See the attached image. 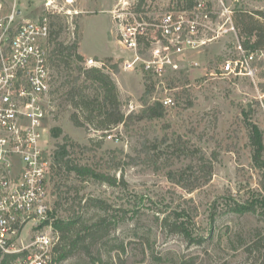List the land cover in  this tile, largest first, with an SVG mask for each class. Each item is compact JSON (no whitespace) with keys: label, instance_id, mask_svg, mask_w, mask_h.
<instances>
[{"label":"rangeland","instance_id":"rangeland-1","mask_svg":"<svg viewBox=\"0 0 264 264\" xmlns=\"http://www.w3.org/2000/svg\"><path fill=\"white\" fill-rule=\"evenodd\" d=\"M116 1L119 8L112 10L110 0H75L73 5L80 11L79 16L70 21L64 16L52 19L55 32L53 46L78 42V52L84 56V61L79 63L74 60L69 70L53 65L55 85L47 96L48 114L43 123L47 150L53 154L57 145L65 142L64 136H68L71 152L78 162L93 164L106 174L115 176L118 183L124 180L126 184V187L122 183L111 187L92 180L83 182L72 175L67 182L73 188L71 198L78 192L85 199L97 197L117 207L128 204L127 201L137 204L139 211L135 217L120 223L110 238L112 244L126 246L127 252L123 257L128 264H171L170 261L189 259H194L196 264H264V250L256 251L252 245L256 231L264 228V223L252 213H226V205L223 204L231 194L238 198L247 190L257 191L259 188L260 172L252 167L247 124H256L264 133V79L260 78L261 68L258 63L255 64L258 73L254 80L225 74V61L237 57L235 39L226 36L175 57L164 75L147 72L143 65H136L135 70H125L124 63L132 61L134 53L120 43L122 20L118 19V15H122V9H128L122 15L123 19L127 16L131 21L134 20L133 15L141 14L145 20L146 16L154 20L181 9L176 0ZM200 1L217 14L214 16L216 20L224 13L225 8L218 0H197ZM223 1L225 7L232 11L234 23L241 16L247 20L253 16L264 24V17L257 15L259 11L264 12V0ZM5 2L8 7L16 2L24 20L37 19L45 4V0ZM58 3L65 8H73L65 0H58ZM73 26L77 29L75 41L71 31ZM142 55L146 60L150 58L148 53L147 56ZM89 58L107 64L109 69L105 70L117 84L124 113L130 114L132 110L141 108L140 99L146 92L147 77H150L149 84L155 87L153 100L171 97L176 105L168 108L165 118L154 123H141L128 131L118 126L106 135V132L95 130L93 126L76 127L71 121L76 111L68 103L66 92L68 84L79 76V66L84 67L85 60ZM117 64L119 73L116 74L111 66ZM181 70L188 72V82L183 81V76L179 74ZM87 92L95 93L92 88ZM256 101L261 105H257ZM250 104L251 113L245 115L242 108ZM54 128L62 129L63 135L55 137ZM109 135L112 137L109 138ZM177 136L188 142L187 155H180L170 148ZM164 138L169 142L163 143ZM143 143L159 146L160 155L155 157L157 163L128 165L130 159L127 156H136ZM85 146L88 151L83 149ZM197 149L201 152L196 154L194 151ZM214 153L219 159L215 162L213 180L208 186L188 194L170 182L168 172L171 170L196 162L200 154L213 158ZM54 183L51 179L52 190ZM52 200L53 209L55 195H52ZM216 201L223 204L218 206V215L213 213ZM177 208H185L192 213L195 232L207 238L204 243L189 244L181 235L163 227L164 216ZM95 212L94 209H87L88 216ZM32 228V223L24 227L18 240L20 246L31 243L35 234ZM97 248L107 260L104 255L106 247L101 243ZM87 260V256L80 252L63 264Z\"/></svg>","mask_w":264,"mask_h":264},{"label":"built area","instance_id":"built-area-1","mask_svg":"<svg viewBox=\"0 0 264 264\" xmlns=\"http://www.w3.org/2000/svg\"><path fill=\"white\" fill-rule=\"evenodd\" d=\"M65 1L73 8L63 7L58 0H45L37 19L24 20L16 4L8 7L0 0V249L4 254L18 255L12 264H52L59 240L51 225H45L52 212L53 190L52 153L47 150L43 123L48 114L47 96L55 85L52 19L64 16L70 21L80 14L73 5L75 0ZM218 2L225 10L217 20V14L202 1L192 10L171 11L154 20L148 16L145 20L141 14L133 15L132 21L127 16L123 19L128 9L121 8L120 43L134 53L124 69L143 65L145 71L162 75L175 57L187 50L232 36L237 57L225 61L224 73L254 80L258 73L255 54L244 48L232 11L223 0ZM71 31L75 41L76 26ZM142 53L150 58L146 60ZM83 65L104 71L108 68L93 58ZM158 101L167 108L176 105L171 97ZM30 223L35 233L32 241L20 246V235Z\"/></svg>","mask_w":264,"mask_h":264},{"label":"trees","instance_id":"trees-1","mask_svg":"<svg viewBox=\"0 0 264 264\" xmlns=\"http://www.w3.org/2000/svg\"><path fill=\"white\" fill-rule=\"evenodd\" d=\"M176 1L181 10H192L197 5V0ZM257 15L264 17V12L259 11ZM235 21L243 46L255 54V64L258 63L262 70L260 78L264 79V24L254 19L253 16L248 20L241 16L239 20L236 18ZM79 48L78 42L71 45H64L63 43L55 45L52 56L53 65L69 70L74 60L79 63L83 62L84 56L78 52ZM111 67L114 73H119V64ZM78 70L79 76L68 84L69 90L66 92L68 103L76 111L71 116V121L76 127L93 126L95 130L106 132L107 135L118 126H123L128 131L141 123H154L166 117L168 108L162 102L153 100L155 87L153 84H149L150 77L146 79V81L148 80L146 92L140 99L141 108L126 114L122 110L123 103L120 99L119 89L110 73L95 67L84 68L79 66ZM179 74L183 76L184 82L189 81L186 70H181ZM262 87L264 90V85ZM90 88L95 92L94 94L87 92V89ZM255 103L261 105L259 101ZM251 107V104L248 107L243 106V113L245 115L250 114ZM53 131L55 137L63 135L60 128H54ZM247 132L251 147L252 167L260 172L259 188L257 191L247 190L238 198L231 194L225 198L226 200L224 199L223 204L226 205L224 206L226 213H252L264 223V133L252 122L247 124ZM63 140L65 142L58 144L52 154L51 174L52 180L55 182L53 188L55 200L50 220L45 222V225H51L53 232L59 238L54 247L52 264H63L80 252H83L88 260L85 262L77 261L73 264H128L126 258L123 257L127 252L126 246L120 243L112 244L110 238L120 223L135 217L139 211L136 208L137 204L127 201L128 204L117 207L107 200L97 197L85 199L78 192L74 198H71L73 188L68 186L67 182L72 175L83 182L92 180L108 184L111 187L121 183L126 187V184L124 180L118 183L115 176L106 174L93 164L78 162L71 152L68 136H64ZM173 141L170 145L171 149L180 155L188 154V142L182 136H177ZM168 142V139L164 138L163 143ZM83 149L89 150L87 146ZM158 150L157 144L143 143L141 148L137 150L136 156H127L130 159L128 165L156 162L155 157L160 155ZM194 152L197 154L201 150L197 149ZM218 159L217 153L213 154V158L200 154L196 162H191L182 168L168 172V178L174 185L182 188L188 194H192L212 182L215 162ZM118 169L123 171L121 168ZM219 204L222 203L216 201L213 204L214 215L219 214ZM66 205L69 206L66 207ZM87 209H94L96 212L88 216ZM162 224L169 232L181 235L189 244L201 245L207 239L204 235L195 232V219L192 213L185 208L183 210L177 208L169 212L164 216ZM101 243L107 249L104 252L107 260L103 257L102 251L97 248ZM252 245L256 251L264 250V228H259L256 231ZM17 258L18 255L4 254L0 249V264H12ZM170 263L196 264L194 259L181 262L170 261Z\"/></svg>","mask_w":264,"mask_h":264},{"label":"crops","instance_id":"crops-1","mask_svg":"<svg viewBox=\"0 0 264 264\" xmlns=\"http://www.w3.org/2000/svg\"><path fill=\"white\" fill-rule=\"evenodd\" d=\"M110 1L112 3V10H113V8H116L115 6L117 5V1L116 0H110ZM14 4H16V2Z\"/></svg>","mask_w":264,"mask_h":264},{"label":"water","instance_id":"water-1","mask_svg":"<svg viewBox=\"0 0 264 264\" xmlns=\"http://www.w3.org/2000/svg\"><path fill=\"white\" fill-rule=\"evenodd\" d=\"M20 13V12H19Z\"/></svg>","mask_w":264,"mask_h":264}]
</instances>
